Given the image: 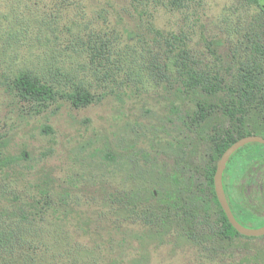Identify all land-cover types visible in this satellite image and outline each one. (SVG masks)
Masks as SVG:
<instances>
[{
	"label": "rangeland",
	"instance_id": "374dc122",
	"mask_svg": "<svg viewBox=\"0 0 264 264\" xmlns=\"http://www.w3.org/2000/svg\"><path fill=\"white\" fill-rule=\"evenodd\" d=\"M108 1L0 0V151L25 153L19 172L26 180L42 177L63 194L65 205L44 215V235L63 238L60 250L73 252L63 260L76 264H264V237H239L217 253H200L173 230L150 231L111 209L108 198L123 189L145 201L189 187L175 149L185 142L182 124L194 105H181L147 77L112 76L113 65L94 59L92 49L111 39L115 15ZM164 2L154 4L152 24L165 32L189 27L197 54L206 53L199 36L217 33L224 17L228 26L244 24L260 12L237 0H189L178 12ZM230 47L225 41L223 51ZM20 70L66 92L81 86L94 100L81 108L61 97L45 105L23 102L1 84L3 74ZM203 160L201 151L197 161ZM247 175L232 181L231 194L260 216L264 168Z\"/></svg>",
	"mask_w": 264,
	"mask_h": 264
},
{
	"label": "trees",
	"instance_id": "16d2710c",
	"mask_svg": "<svg viewBox=\"0 0 264 264\" xmlns=\"http://www.w3.org/2000/svg\"><path fill=\"white\" fill-rule=\"evenodd\" d=\"M157 1L109 0V9L115 15L111 39L101 41L92 52L94 59H105L113 65L112 76L147 77L181 105H194L185 117L188 121L182 124L185 142L175 149L180 178L186 177L189 187L166 192L159 199L152 193L145 201L123 189L111 194L108 200L112 210L127 212L128 218L150 231L173 230L200 253H217L236 238L244 237L229 223L216 198L217 163L239 139L264 138L262 0H237L260 10L254 20L228 26L224 17L215 24L217 33L199 36L205 42V54H197L192 48L189 27L165 32L152 24ZM164 1L165 9L177 12L187 8L189 2ZM130 8L136 17L130 14ZM225 41L231 47L223 51ZM143 55L148 59L140 62ZM2 76L1 84L30 104L45 105L61 97L74 108H81L94 100L88 89L75 85L66 92L29 70ZM111 82L115 85L116 79L112 77ZM201 151L202 163L197 161ZM25 158V153L10 155L0 151V264H76L73 258L63 260L66 253L73 254L66 248L60 250L63 238L46 237L43 232L44 215L65 205V198L47 179L27 181L19 172ZM256 167L264 168V145L247 144L231 156L222 175L235 219L249 228L264 225V211L257 216L250 204L238 203L231 194L232 181L248 178L247 172ZM50 245L56 248L52 253ZM70 248L77 250L75 243Z\"/></svg>",
	"mask_w": 264,
	"mask_h": 264
},
{
	"label": "water",
	"instance_id": "95a60500",
	"mask_svg": "<svg viewBox=\"0 0 264 264\" xmlns=\"http://www.w3.org/2000/svg\"><path fill=\"white\" fill-rule=\"evenodd\" d=\"M261 7L264 10V0L261 2ZM258 143L264 145V138L261 136H247L244 138L239 139L234 144H232L225 152L222 154L221 158L219 159L214 175V191L216 198L219 202L221 209L223 210L224 214L226 215L229 223L232 227L241 235L248 238H257L264 236V226L259 228H248L241 225L234 217L229 203L227 201L223 183H222V175L225 170L226 164L231 158V156L238 151L240 148L244 147L247 144Z\"/></svg>",
	"mask_w": 264,
	"mask_h": 264
},
{
	"label": "flooded vegetation",
	"instance_id": "af4514ba",
	"mask_svg": "<svg viewBox=\"0 0 264 264\" xmlns=\"http://www.w3.org/2000/svg\"><path fill=\"white\" fill-rule=\"evenodd\" d=\"M264 226V225H263ZM260 227H262V226H260ZM249 228V227H248ZM264 237V236H263Z\"/></svg>",
	"mask_w": 264,
	"mask_h": 264
}]
</instances>
